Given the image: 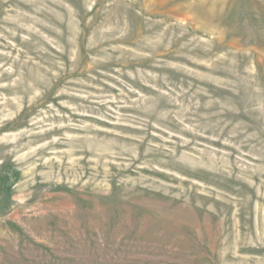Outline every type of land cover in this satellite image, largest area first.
Returning a JSON list of instances; mask_svg holds the SVG:
<instances>
[{"label": "rangeland", "instance_id": "1", "mask_svg": "<svg viewBox=\"0 0 264 264\" xmlns=\"http://www.w3.org/2000/svg\"><path fill=\"white\" fill-rule=\"evenodd\" d=\"M0 264H264V0H0Z\"/></svg>", "mask_w": 264, "mask_h": 264}]
</instances>
